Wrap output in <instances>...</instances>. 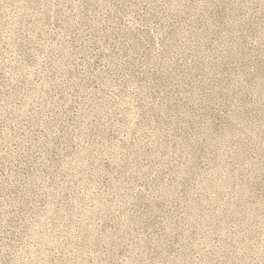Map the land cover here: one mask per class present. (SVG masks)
I'll return each instance as SVG.
<instances>
[{"label": "rangeland", "instance_id": "obj_1", "mask_svg": "<svg viewBox=\"0 0 264 264\" xmlns=\"http://www.w3.org/2000/svg\"><path fill=\"white\" fill-rule=\"evenodd\" d=\"M0 264H264V0H0Z\"/></svg>", "mask_w": 264, "mask_h": 264}]
</instances>
